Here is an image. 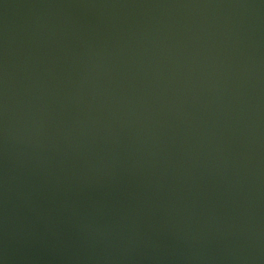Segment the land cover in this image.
<instances>
[{
	"label": "water",
	"instance_id": "water-1",
	"mask_svg": "<svg viewBox=\"0 0 264 264\" xmlns=\"http://www.w3.org/2000/svg\"><path fill=\"white\" fill-rule=\"evenodd\" d=\"M0 264H264V0H0Z\"/></svg>",
	"mask_w": 264,
	"mask_h": 264
}]
</instances>
